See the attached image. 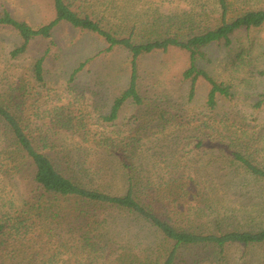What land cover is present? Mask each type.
<instances>
[{
	"label": "rangeland",
	"instance_id": "1",
	"mask_svg": "<svg viewBox=\"0 0 264 264\" xmlns=\"http://www.w3.org/2000/svg\"><path fill=\"white\" fill-rule=\"evenodd\" d=\"M97 1L85 10L106 13L113 24L124 19L142 21L153 14L151 8L164 15L177 12L178 4L188 9L177 0ZM204 1H209V9L215 5L214 0ZM233 2L234 10L264 5V0ZM4 10L32 27L55 17L52 0H0V16ZM52 41L50 46L36 39L25 54L12 58L21 39L13 29L0 26V102L22 119L33 137L50 129L57 144L79 148L90 165L102 170L105 191L125 192L117 159L128 151L141 182L150 184L156 196L185 192L195 196L209 186L232 226L262 227L264 184L233 164L231 154L241 152L264 168V105L257 106L264 94V79L259 75L264 71V26L238 32L230 47L207 50V60L200 67L232 93L230 98L219 97L215 110L207 107L210 85L205 81L198 83L195 98H189L190 84L182 77L189 56L180 50L157 51L138 63L142 105L127 101L111 123L103 118L129 86L130 54L122 48L107 52L102 39L65 23L54 30ZM46 54L44 81L38 82L33 68ZM81 65L82 70L73 75ZM101 141L127 151L95 147ZM4 163L0 157V223L5 225L0 264H166L171 244L147 222L116 208L88 206L84 208L88 216L77 211V205L62 202L49 215L24 214L29 211L23 207L29 192L19 177L7 174ZM193 196L183 210L159 203L160 210L175 226H186L201 207ZM102 220L108 223L99 228ZM200 221L207 220L197 224ZM212 230L207 227L204 232ZM174 264H264V244H232L224 253L214 245L184 246Z\"/></svg>",
	"mask_w": 264,
	"mask_h": 264
},
{
	"label": "trees",
	"instance_id": "2",
	"mask_svg": "<svg viewBox=\"0 0 264 264\" xmlns=\"http://www.w3.org/2000/svg\"><path fill=\"white\" fill-rule=\"evenodd\" d=\"M91 1L52 0L55 17L39 27H32L27 22L19 21L4 10L0 16V26L13 29L21 39L20 46L11 53L12 58L25 54L36 39L46 40L50 46L53 45V32L62 23L99 37L107 45V52L115 48L126 50L131 56L130 82L127 90L116 98L110 115L103 118L109 123L117 120L121 108L127 101H132L137 106L142 105L143 99L138 90V63L143 56L157 51L167 53L170 50H180L189 56V65L182 74L183 79L190 84L189 98H195L198 83L205 81L210 85L207 107L215 110L219 97H232L231 88L216 81L208 71L200 67V62L207 60L209 48L230 47L238 32H249L264 26V5L256 9L234 10L233 0H214L215 5L211 9L207 7L209 1L177 0L178 3H184L188 9L180 8L178 4L177 12L164 15L160 14L159 8H151L153 14L145 15L142 21L130 22L124 19L118 24H113L106 13H88L84 6L91 4ZM171 1L174 2L169 0L170 3ZM107 3L109 2L106 1ZM215 14L217 19L213 18ZM46 56L47 54L39 59L33 68L34 77L38 82L44 81ZM83 66L75 70L73 75L82 70ZM259 75L264 79V71L259 72ZM262 105L264 94L257 103L258 107ZM32 133L9 106L0 102V157L5 162L3 165L7 167V174L14 178L19 177L29 192L23 206L29 211L23 212L24 214L37 211L49 215L58 209L62 202L77 205L75 209L88 216L89 212L84 210L88 206L116 208L147 222L164 242L171 244L166 264H174L179 249L184 246L214 245L224 253L225 247L232 244L244 246L264 244V203L262 227L258 230H240L231 225L226 209L216 205L214 188L205 187L195 196L187 192L163 198L156 196L150 191V184L143 185L141 182L137 166L134 165L131 156L128 157V151L117 150L118 146L110 141L97 142L95 147L105 148L114 153L127 151V156L117 159L125 182V192L117 194L105 191L102 170L90 165L81 156L82 151L79 148L57 144L55 134H52L50 129L41 132L36 138L31 135ZM231 157L233 164L239 165L249 176L264 184L263 167L256 165L241 152H232ZM200 183L205 186V182H199V185ZM174 196L178 197L171 198ZM192 196L200 201L198 204L201 206L193 217L196 216V221L201 219L207 220L206 222L200 221L201 223L197 224L188 216L187 219L192 222L186 226H175L160 210L159 203H164L161 204L165 205L164 208L183 210ZM107 223V220H102V223L97 224L101 228ZM207 227H213V230L204 232ZM4 230L5 225L0 223V237Z\"/></svg>",
	"mask_w": 264,
	"mask_h": 264
}]
</instances>
